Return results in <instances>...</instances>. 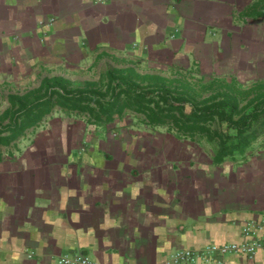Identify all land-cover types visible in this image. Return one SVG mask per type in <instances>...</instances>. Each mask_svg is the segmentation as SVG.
<instances>
[{
  "label": "crops",
  "instance_id": "0c3cea01",
  "mask_svg": "<svg viewBox=\"0 0 264 264\" xmlns=\"http://www.w3.org/2000/svg\"><path fill=\"white\" fill-rule=\"evenodd\" d=\"M254 1L0 0V90L62 62L102 71L134 62L141 74L165 75L190 70L188 53L202 74L264 80V26L236 21ZM209 31L221 43L214 34L206 42ZM55 114L50 137L0 156V264L78 255L96 264H170L181 249L240 243L245 225L264 220L259 162L217 166L209 147L137 132L141 119L129 116L106 131ZM226 264H264V255H230Z\"/></svg>",
  "mask_w": 264,
  "mask_h": 264
},
{
  "label": "trees",
  "instance_id": "16d2710c",
  "mask_svg": "<svg viewBox=\"0 0 264 264\" xmlns=\"http://www.w3.org/2000/svg\"><path fill=\"white\" fill-rule=\"evenodd\" d=\"M238 17L243 23L261 21L264 0H255ZM191 70L141 74L134 67L110 65L99 80L80 86L63 76L45 77L37 88L8 96L9 106L0 114V146L16 147V141L59 109L66 117L105 129L128 115L140 116L149 129L211 146L217 166L247 163L264 149V80H207Z\"/></svg>",
  "mask_w": 264,
  "mask_h": 264
},
{
  "label": "rangeland",
  "instance_id": "374dc122",
  "mask_svg": "<svg viewBox=\"0 0 264 264\" xmlns=\"http://www.w3.org/2000/svg\"><path fill=\"white\" fill-rule=\"evenodd\" d=\"M236 18H237V20H236L237 23H243V21L241 22V19H239L240 17L237 16ZM259 23L264 26V19H262L261 21H259ZM212 34L215 35L214 41H218L219 43H221L222 39H221L220 35L219 36H216V33H212L210 31L206 34V42H208V41L211 42L212 41L213 38L210 36ZM179 36L180 35H177V40H180L179 39L180 38ZM166 38H167V36H166ZM168 38H169L168 40H170L171 37H168ZM81 46L83 47V45H81ZM215 46H217L218 51H220V49H221L220 46L221 45H215ZM261 47H263L262 51H264V45H262ZM191 49H193V47ZM187 55L189 56V59H190V62H191V68H190V70L191 69H195V70H191V71H195V72H193L194 74H198L199 77L205 75L207 77V80H209L212 75L206 74V73H203L202 74L201 71L196 68L197 62H195V64H194V55L193 54L190 55V53H188ZM221 55H222V52H221ZM259 60L264 65V53L261 54V56L259 57ZM185 61L186 60L181 59V60H179L177 62L183 63V65H184L186 63ZM200 61H201V59H200ZM114 64L115 65H118V66H125V63H120V62H114ZM132 64H133L132 66L134 67L135 66V63L133 62ZM201 64L204 65V62L201 61ZM68 65L69 64H66V63L62 62L61 64H58V65L55 64V65L48 66L47 68H44L43 70H40L39 73L34 74V76H32L31 79L30 78L27 79L26 82H24V81H17V82H22V83H13V84H11L8 87L2 88L0 90V114L2 112H4L7 109V107L9 106L8 101H7V96L9 94H11V92L21 93L22 94L25 91H27L28 88L37 87L39 85V83L41 82L42 78L45 77V76H47V75L48 76L60 75V76H63L65 78H67V79H70L77 86H80V85L83 84V82H85L87 80H91V81L92 80H94V81L99 80L100 77H101V75L106 71V69L104 71H102L100 69L101 66H99V65H97L96 67H92L91 69H89V67L85 66L87 64H85L84 66H82L83 68H77V69H74L73 67L71 68ZM137 65H138V63H137ZM136 69L137 68H135V70ZM165 69H167V68L165 67ZM137 71H138V69H137ZM169 73H170V70L166 71V74L167 75H170ZM258 75H259L260 79H262V77L264 79V73L262 71ZM219 77H222V76H219ZM190 78L192 80V77L191 76H190ZM240 82L241 83L243 82L244 84H246L249 81L247 82V80L244 79V80H241ZM58 110L55 111L57 114H55L54 117H56V118L64 117V115L59 112L60 110L59 111ZM128 116H129V122H132L133 124H138V122H140V119H141L140 116H136V115H128ZM83 121L87 125H90V124L87 123L88 120H84L82 118L75 119V122L74 123H75V125H79V124L81 125V124H83L82 123ZM122 122H118V125H119L118 128L119 129L124 124V123L122 124ZM53 124H56V122H54L53 120L50 121L49 120V117H48L47 119H45V121H43L42 126L39 127V129H37L36 134L33 133L34 134L33 135L32 132H29L26 135V137H23L20 140L16 141V147L13 146V145H10L9 147L0 146V152H1V154L6 157L8 155L7 153L9 151H12V152H14L16 154L17 153V149L18 150H25V149H28V148H31V147L33 148L32 145L35 144L34 142H37L43 136L46 137V138L47 137H50V134H52V131L55 128H58V125H57V126H54V128L52 129V125ZM113 127L115 128L116 126H114V125L113 126H109L106 129L104 127H99V128L100 129L102 128V130L105 129L106 131H108V130L110 131V130L113 129ZM89 130H90V128H89ZM134 130L137 131V132L146 133V134H153V135H156V136L159 135V134H162V135H168L169 134L165 130H161V129H149L145 125L144 126H141L140 125L139 127H136V129H134ZM115 134L116 135H114V136H117V133H115ZM54 138H55V136H54ZM32 142H33V144H31ZM85 143H86V141H85ZM85 143H83V146H84ZM201 146L202 147H205V148L211 147V146H206V145H201ZM210 150L212 151V148ZM74 154H76V156H78V157L81 156L80 152L77 151V150H76V152ZM250 160H249L250 162L247 163V164H250V163H256L257 164L259 162V164H261L264 167V149L261 152L257 153L256 155H254ZM225 257H226L225 259H227L229 256L227 255ZM202 264H212V263H206L205 261H203Z\"/></svg>",
  "mask_w": 264,
  "mask_h": 264
},
{
  "label": "built area",
  "instance_id": "2783aa9c",
  "mask_svg": "<svg viewBox=\"0 0 264 264\" xmlns=\"http://www.w3.org/2000/svg\"><path fill=\"white\" fill-rule=\"evenodd\" d=\"M52 25V21L48 26ZM244 240L240 243L209 245L202 250L181 249L171 256L170 264H202L203 261L212 264H226L230 255L254 259L258 254L264 255V220L252 221L242 229ZM61 264H96L84 256H64Z\"/></svg>",
  "mask_w": 264,
  "mask_h": 264
},
{
  "label": "bare ground",
  "instance_id": "6f19581e",
  "mask_svg": "<svg viewBox=\"0 0 264 264\" xmlns=\"http://www.w3.org/2000/svg\"><path fill=\"white\" fill-rule=\"evenodd\" d=\"M259 52H261V51H259ZM262 53H264V51H262Z\"/></svg>",
  "mask_w": 264,
  "mask_h": 264
}]
</instances>
